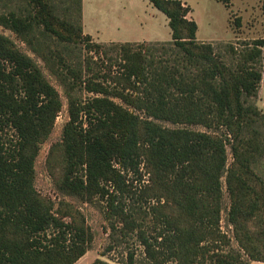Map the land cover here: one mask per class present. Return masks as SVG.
Segmentation results:
<instances>
[{
    "label": "trees",
    "instance_id": "trees-1",
    "mask_svg": "<svg viewBox=\"0 0 264 264\" xmlns=\"http://www.w3.org/2000/svg\"><path fill=\"white\" fill-rule=\"evenodd\" d=\"M147 1L166 17L170 42L93 43L82 34L81 0H28L0 14V26L65 90L68 121L47 158L60 170L56 187L83 202L107 197L110 214L137 231L150 264H264V177L255 169L264 163V115L252 102L264 40L240 53L230 47L228 64L197 42L189 7ZM90 52L115 73L96 71ZM61 108L41 67L0 34V264H75L91 248L82 213L34 187L35 161ZM223 178L237 250L222 249Z\"/></svg>",
    "mask_w": 264,
    "mask_h": 264
},
{
    "label": "rangeland",
    "instance_id": "rangeland-1",
    "mask_svg": "<svg viewBox=\"0 0 264 264\" xmlns=\"http://www.w3.org/2000/svg\"><path fill=\"white\" fill-rule=\"evenodd\" d=\"M54 5L65 3L66 0H49ZM82 17L80 26L83 35H89L93 43L111 44H148L167 43L171 41L170 29L166 17L153 8L147 0H81ZM189 7L188 19L197 25L196 40L198 43L210 44L216 55L230 64L232 55L230 47L240 53L248 44L255 40H264V15L261 11V0H238L227 7L215 0H179ZM28 0H0V14L19 11L27 7ZM74 21V16H70ZM0 34L8 37L26 55L31 57L40 67L48 82L56 89L61 99L62 108L56 118L54 128L47 141L41 145L35 161V190L55 205L59 202L68 203L79 210L90 228L93 236L91 248L75 264H93L96 260L104 264H150L145 249L136 230L127 229L118 217L110 214L107 197H95L93 202H83L75 197L61 193L56 187L59 177L58 165L49 169L47 158L51 147L61 141L62 129L68 121L67 97L59 80L51 75L43 62L10 30L0 26ZM73 54L87 56L86 51L72 48ZM89 57L98 64L97 71L115 73V69L105 68L103 57L99 52H90ZM261 75L262 80L258 95L252 100L264 115V48H262ZM85 99L93 95L78 93ZM122 104L119 100H114ZM123 105V104H122ZM124 106V105H123ZM125 107V106H124ZM164 127L177 128L169 123ZM198 132L211 133L201 126L189 127ZM227 167L232 165L233 158L230 147L226 146ZM257 173L264 177V163L255 167ZM53 173V174H51ZM129 182L131 184V175ZM146 178V177H145ZM144 178V179H145ZM223 183V209L220 213L219 231L225 236L227 244L222 246L225 251L239 249L234 237L233 226L227 220L230 201L226 186ZM139 186L138 181L134 182ZM111 190V188H110ZM113 225L116 230H113ZM256 229V226H253ZM251 264H262L251 262Z\"/></svg>",
    "mask_w": 264,
    "mask_h": 264
},
{
    "label": "crops",
    "instance_id": "crops-1",
    "mask_svg": "<svg viewBox=\"0 0 264 264\" xmlns=\"http://www.w3.org/2000/svg\"><path fill=\"white\" fill-rule=\"evenodd\" d=\"M236 1H238V0H234L233 2H236Z\"/></svg>",
    "mask_w": 264,
    "mask_h": 264
}]
</instances>
